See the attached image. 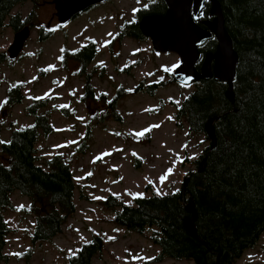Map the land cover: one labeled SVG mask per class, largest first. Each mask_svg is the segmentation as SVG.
I'll list each match as a JSON object with an SVG mask.
<instances>
[{"label":"trees","instance_id":"16d2710c","mask_svg":"<svg viewBox=\"0 0 264 264\" xmlns=\"http://www.w3.org/2000/svg\"><path fill=\"white\" fill-rule=\"evenodd\" d=\"M27 1L38 4V0H0V29L13 9ZM219 1L225 26L239 55L233 87L235 99L228 98L227 81L203 79L192 84L193 92L175 115L180 126L186 120L192 134L206 135L207 125L214 118L216 145L212 146L206 135L208 144L194 161V168L179 191L135 197L133 205L124 204L116 195L105 201L116 211L114 220L118 224L148 235L160 247V261L192 259L194 264H237L264 235V0ZM210 8L208 2L198 22L201 26L204 20L213 17ZM167 10L165 0L149 1L136 11L133 20L124 22L112 42L127 38L146 40L140 28L141 19L151 14L163 15ZM36 21L37 10L33 8L24 20L19 13L12 15L9 25L17 31L26 25L33 26ZM38 30L41 41L54 33L43 24H39ZM217 45L214 37L200 47L202 59L197 63L198 69ZM97 52L94 40L77 50L65 48L62 52L64 68L73 67L74 75L85 78L82 99L87 104L89 121L83 143L78 147L80 153L90 147L95 124L110 118L123 120L119 101L127 94L124 87L110 99L106 93L96 95L92 79L97 66L91 65ZM4 60L13 61L7 51L0 55V61ZM162 85H150L151 93ZM24 99L22 84L9 89L1 109L0 130L8 124L14 106ZM89 102L105 106L92 107ZM56 108L49 99H33L26 108L27 114L34 118L33 123L14 128L10 140L0 143V264L8 262L4 249L7 236L13 231L5 214L14 207L11 195L16 189L31 200L28 212L35 219L33 245L48 242L61 233L76 211V184L70 160L62 153L47 158L40 152V142L57 131L52 122ZM57 109L68 117L76 113L67 106ZM189 220L194 233L187 225ZM104 247L103 236L93 233L91 240L69 258V264H94Z\"/></svg>","mask_w":264,"mask_h":264},{"label":"rangeland","instance_id":"374dc122","mask_svg":"<svg viewBox=\"0 0 264 264\" xmlns=\"http://www.w3.org/2000/svg\"><path fill=\"white\" fill-rule=\"evenodd\" d=\"M149 1L107 0L63 27L53 0H38V4L27 1L13 9L0 29L1 55L8 53L16 33L9 25L12 15L19 13L24 20L36 8L37 21L31 26L21 57L12 62L0 61V117L12 86L22 84L25 94L23 103L14 106L8 124L0 130L1 140L8 142L14 128L33 123L26 108L37 97L49 99L51 106H67L76 111L68 117L54 109L52 122L57 131L39 144L45 157L62 153L70 160L76 184V211L61 233L48 242L33 245L35 219L28 212L31 200L16 189L11 195L14 207L5 214L13 231L7 236L4 249L7 264H69V258L91 240L93 233L102 235L105 242L94 264H194L192 259L158 260L160 247L148 235L118 224L114 220L116 211L105 203L110 195L133 205L135 197L179 191L208 144L205 134L190 133L186 120L182 126L177 124L178 107L195 88L172 81L180 57L173 52H156L150 39L112 42L124 22L133 20L136 11ZM39 24L54 33L41 41ZM91 40L98 47L91 65L97 66L92 79L97 97L106 93L110 99L120 87L127 94L119 101L123 120L110 118L95 124L90 147L80 153L78 147L89 121L87 104L82 99L85 78L74 75L73 67L64 68L62 52L65 48L77 50ZM77 66L74 65L75 70ZM141 83L143 88L136 90ZM155 83L164 85L151 93L149 86ZM89 103L92 107L105 106ZM141 132L145 134L138 135ZM237 264H264V235Z\"/></svg>","mask_w":264,"mask_h":264},{"label":"water","instance_id":"95a60500","mask_svg":"<svg viewBox=\"0 0 264 264\" xmlns=\"http://www.w3.org/2000/svg\"><path fill=\"white\" fill-rule=\"evenodd\" d=\"M106 0H53L56 16L61 25H66L80 13ZM211 2L212 20L206 21L207 28L201 27L197 21L203 12L207 0H165L168 10L163 15L151 14L140 21L144 36L150 38L157 52H174L181 59L175 69L174 79L180 84L190 85L194 82L215 78L227 81L229 100L234 101L233 91L239 55L234 48L232 36L225 26V17L219 0ZM31 34L30 26L26 25L15 33L13 43L8 49L9 58L15 60L25 48ZM218 41L217 49L208 53L200 69L196 64L202 58L200 47L212 38ZM214 118L207 125V136L216 145L217 139L213 127ZM189 174L184 180L189 178ZM190 228L191 220L187 223ZM193 232V230L190 228Z\"/></svg>","mask_w":264,"mask_h":264},{"label":"snow or ice","instance_id":"6c2138e0","mask_svg":"<svg viewBox=\"0 0 264 264\" xmlns=\"http://www.w3.org/2000/svg\"><path fill=\"white\" fill-rule=\"evenodd\" d=\"M36 99H40L39 97H37ZM178 103V102H177ZM146 131H150V129L149 130H146ZM145 133L144 132H141V133H138V135H140V136H143ZM0 143H5V141H0ZM97 159H100V157H98ZM171 172H172V170L171 169H169L168 170V174H171ZM89 175H91V173H89ZM167 177L165 176V177H163V179H166ZM137 196H142L143 194H136ZM73 254H75V253H73Z\"/></svg>","mask_w":264,"mask_h":264},{"label":"flooded vegetation","instance_id":"af4514ba","mask_svg":"<svg viewBox=\"0 0 264 264\" xmlns=\"http://www.w3.org/2000/svg\"><path fill=\"white\" fill-rule=\"evenodd\" d=\"M151 1V0H150ZM208 2H210L209 0H207V2H206V4L208 3ZM206 4H205V6H206ZM210 4H211V2H210ZM210 11H211V8H210ZM211 14V13H210ZM213 19V17L212 18H209V19H206V20H204L203 21V26H201L199 23V25L201 26V27H203V28H207V25H206V21H209V20H212ZM199 21H201V19L199 20ZM199 21H197V22H199ZM203 62V61H202ZM202 62H201V65H202ZM201 65H200V67H201Z\"/></svg>","mask_w":264,"mask_h":264}]
</instances>
